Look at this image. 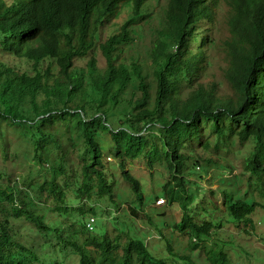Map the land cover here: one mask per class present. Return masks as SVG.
<instances>
[{
    "label": "rangeland",
    "instance_id": "rangeland-1",
    "mask_svg": "<svg viewBox=\"0 0 264 264\" xmlns=\"http://www.w3.org/2000/svg\"><path fill=\"white\" fill-rule=\"evenodd\" d=\"M207 2L212 19L199 20L192 26L193 36L188 45L192 54H197L201 45L202 69L193 74L192 80L187 79L183 68L169 77L174 99L179 102L198 86L213 87L218 97L236 96L226 79L229 21L234 9L230 0ZM167 6V0H144L135 14L133 0H124L99 28L94 47L74 61L72 74L80 82L67 103L68 110L53 97L48 104L47 95L39 93L38 110L30 95H25L12 103L19 120L12 123L0 117V187L14 199L10 202L0 195L2 264H90L91 261L107 264V260L117 264L130 240L145 244L150 264H264V173L256 174L251 167L255 157L264 165V145L258 147L255 138L242 143L220 129L221 126L241 128V123L228 118L221 122L201 118L197 135L182 142L181 154L185 159L182 189L168 170L167 151L161 142L163 125H146L136 115L135 102L141 93L132 72L131 82L115 102L109 94L99 93L93 87V82L100 80L107 68L99 44L129 21V40L115 46L112 64L124 65L129 70L133 63L141 67L149 90L148 107H153L154 72L159 70L163 59L154 61L151 54L158 40L164 41ZM167 43L166 53H174L173 43ZM91 59L95 60L94 68L87 65ZM0 60L19 73L34 75L31 63L15 58L2 46ZM48 65V61L43 63L41 70L45 71ZM63 81L52 64L44 84L52 86ZM79 106H84L87 114L71 116L69 113ZM168 106L164 104L156 118L169 117ZM47 108L54 112L39 116L38 112ZM104 116L107 130L98 127ZM92 117L96 118L92 138L101 149L98 169L112 189L110 195H100L93 175L83 180V165L90 158L78 121ZM120 128L144 138L146 146L138 157H115L112 131ZM155 152L150 167L148 158ZM124 172L139 182L141 197L123 179ZM159 199L165 203L158 204ZM237 201L254 206V212L245 221L234 220L228 210ZM19 209L40 217L49 231H40L34 223L18 218ZM186 216L198 224L210 223V233L199 239L189 231L182 232L179 225ZM91 217L95 223L94 230L89 232L85 225ZM2 227H6L9 242ZM103 240L110 244L108 255L112 259L95 247ZM68 243L79 247L85 256H80ZM131 261L139 264L140 258L133 254Z\"/></svg>",
    "mask_w": 264,
    "mask_h": 264
},
{
    "label": "trees",
    "instance_id": "trees-1",
    "mask_svg": "<svg viewBox=\"0 0 264 264\" xmlns=\"http://www.w3.org/2000/svg\"><path fill=\"white\" fill-rule=\"evenodd\" d=\"M207 1L209 0H167V28L164 41L158 40L151 54L154 61L163 59L159 70L154 72L156 89L152 108L148 107L149 90L141 73V67L133 63L129 70L124 65L112 64L115 46L129 40L127 31L129 21L122 25L117 33L110 35L99 44L107 68L102 78L93 82L97 92L109 94L110 100L115 102L131 82L132 72L138 81V89L141 93L140 98L135 102L136 115L146 125L154 123L163 125L164 134L161 142L167 151L168 170L182 189L184 185L181 175L185 165L184 156L181 154L182 142L197 135L196 128L201 118L215 122L228 118L235 123H241V128L221 126L220 129L229 132L231 136H236L242 143L255 138L258 147L264 145V0H230L234 15L229 21L231 36L227 41L229 66L226 79L232 84L236 96L218 97L213 87L198 86L183 102L174 99L169 77L183 68L187 79L192 80L193 74L202 69L201 45L197 54L189 53L188 45L193 36L192 26L199 20L212 19L213 13ZM123 2L124 0H0V46L15 58L31 63L34 70L33 76L25 72L19 73L15 68L6 65L5 61L0 60V117L4 120H12V123L19 120L17 108L12 107V103L14 99L21 100L25 95H30L34 108L38 110L36 98L39 93L47 95L48 104L53 97L68 110L67 103L72 100L71 96L78 89L80 82L79 78L72 74L74 61L86 56L94 47L99 28L109 16L118 11ZM143 2L144 0H133L135 14ZM168 41L175 46L174 53H166ZM204 43L205 41L202 40V46ZM46 61L49 65L45 71H42L41 65ZM52 64L58 68V74L64 81L49 86L44 84L43 80L49 75ZM87 65L89 68H94L95 60H89ZM166 103L169 104V117L160 115L156 118ZM51 112L54 111L47 108L38 114L40 116ZM69 114L82 116L87 114V111L84 106H79L73 108ZM106 120L105 117L99 122L100 129L107 130ZM95 123L96 118L93 117L88 120L80 118L78 121V128L83 131L84 143L90 158L89 162L83 165V180L93 175L100 195H110L112 189L98 169L101 165V149L93 140L91 132ZM112 134L115 141L113 151L117 158L134 159L146 146L142 136L131 133L126 128L112 131ZM155 155L156 152L148 158L150 167ZM251 167L256 174L264 173V165L256 157L252 159ZM121 168L124 169L123 163ZM193 170H196L195 167ZM122 177L131 184L136 196L141 197L139 182L128 172H124ZM52 192L54 193V190ZM0 195L14 202L13 196H7L6 191L1 187ZM228 210L234 220L245 221L254 212V206L244 201H237L230 204ZM17 217L34 223L40 231H49V227L40 217L25 209H19ZM6 227H2L3 235L9 242ZM179 229L182 232L189 231L200 239L210 233L212 225L195 223L186 216ZM68 244L80 256H85L75 244ZM95 247L102 250L103 255L108 259H112L108 255L110 249L108 240H103ZM133 254L139 256V264L151 263L145 244L138 240H130L122 256L118 258L117 264H131ZM222 258L225 260L226 256L223 255ZM3 262L0 261V264ZM106 262L113 264V260ZM92 263L91 261L90 264Z\"/></svg>",
    "mask_w": 264,
    "mask_h": 264
},
{
    "label": "built area",
    "instance_id": "built-area-1",
    "mask_svg": "<svg viewBox=\"0 0 264 264\" xmlns=\"http://www.w3.org/2000/svg\"><path fill=\"white\" fill-rule=\"evenodd\" d=\"M157 203H158V204H164V203H165V200H163V199H159V200H157ZM94 223H95V219L91 217V218L89 219L87 225H86V228H87V230H88L89 232H92Z\"/></svg>",
    "mask_w": 264,
    "mask_h": 264
}]
</instances>
